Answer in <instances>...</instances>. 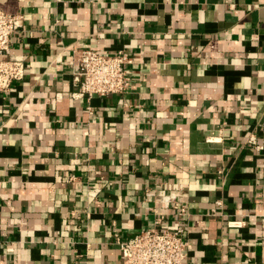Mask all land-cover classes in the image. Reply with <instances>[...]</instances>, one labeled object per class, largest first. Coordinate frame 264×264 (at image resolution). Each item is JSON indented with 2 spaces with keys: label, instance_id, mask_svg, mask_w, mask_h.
I'll use <instances>...</instances> for the list:
<instances>
[{
  "label": "crops",
  "instance_id": "obj_1",
  "mask_svg": "<svg viewBox=\"0 0 264 264\" xmlns=\"http://www.w3.org/2000/svg\"><path fill=\"white\" fill-rule=\"evenodd\" d=\"M0 9L23 16L12 54L26 65L0 93V264H121L114 233L153 225L147 190L186 209L166 219L185 220L184 264H264V0ZM86 49L128 54L130 88L72 99L70 67L54 59Z\"/></svg>",
  "mask_w": 264,
  "mask_h": 264
},
{
  "label": "built area",
  "instance_id": "obj_2",
  "mask_svg": "<svg viewBox=\"0 0 264 264\" xmlns=\"http://www.w3.org/2000/svg\"><path fill=\"white\" fill-rule=\"evenodd\" d=\"M23 30V16L8 14L0 9V93L8 92L12 86L25 77V61L22 56L12 54V38ZM65 61L58 54L54 63H66L71 70L73 84L71 93L74 100L89 101L93 97H106L123 94L131 86L127 67L133 60L125 52L109 55L91 49L72 51L65 54ZM92 115L90 107L87 108ZM247 144L256 150L263 147L251 136ZM147 197L155 199L149 214L154 217L152 227L122 239L117 233L113 235V244L118 247L122 257L121 264H184L191 250L188 228L183 219L181 226L170 230L166 225L169 211H177L186 218V209L180 205L174 194L158 196L155 190H147ZM228 228H241L242 222L230 221Z\"/></svg>",
  "mask_w": 264,
  "mask_h": 264
}]
</instances>
